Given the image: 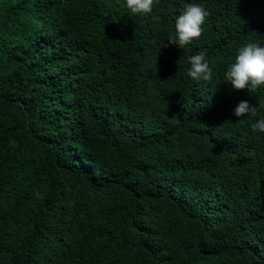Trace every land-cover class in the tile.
<instances>
[{
	"label": "trees",
	"instance_id": "trees-1",
	"mask_svg": "<svg viewBox=\"0 0 264 264\" xmlns=\"http://www.w3.org/2000/svg\"><path fill=\"white\" fill-rule=\"evenodd\" d=\"M248 42L264 0H0V264H264V86L225 81Z\"/></svg>",
	"mask_w": 264,
	"mask_h": 264
},
{
	"label": "clouds",
	"instance_id": "clouds-1",
	"mask_svg": "<svg viewBox=\"0 0 264 264\" xmlns=\"http://www.w3.org/2000/svg\"><path fill=\"white\" fill-rule=\"evenodd\" d=\"M153 3L154 0H126V7L131 15L147 16L153 11ZM208 15L202 5L187 4L176 17L175 32L168 34V43L177 45L181 49L185 48L202 35V25ZM153 19L159 20V17ZM188 63L190 64L188 75L193 80L207 82L212 80L213 70L206 60L205 51L190 56ZM225 81L230 82L237 90L247 89L250 94L264 86V46L257 42H248L241 46L234 62L228 66ZM259 105L264 106V103L259 101ZM256 113L257 106L251 105L247 100H241L233 110V115L236 117L255 116ZM250 127L253 132L264 133V118L256 120Z\"/></svg>",
	"mask_w": 264,
	"mask_h": 264
}]
</instances>
